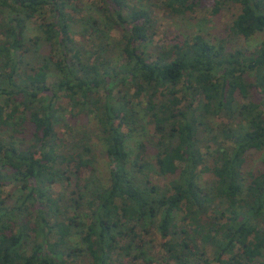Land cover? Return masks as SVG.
I'll use <instances>...</instances> for the list:
<instances>
[{"label":"trees","instance_id":"16d2710c","mask_svg":"<svg viewBox=\"0 0 264 264\" xmlns=\"http://www.w3.org/2000/svg\"><path fill=\"white\" fill-rule=\"evenodd\" d=\"M69 1L0 0V264L149 263L142 235L152 227L159 264H264V38L252 50L201 33L153 46L149 7L100 0L120 39L86 46ZM158 1L180 14L200 2ZM227 2L239 6L231 37L264 34V0H213L212 13ZM36 18L43 34L27 36ZM41 42L51 84L47 60L29 59ZM61 95L94 119L105 175L85 135L58 134Z\"/></svg>","mask_w":264,"mask_h":264},{"label":"rangeland","instance_id":"374dc122","mask_svg":"<svg viewBox=\"0 0 264 264\" xmlns=\"http://www.w3.org/2000/svg\"><path fill=\"white\" fill-rule=\"evenodd\" d=\"M132 3L143 4L150 8L153 12L155 18L154 29L155 34L153 35V46L167 44L172 45L178 41L181 37H184L186 34L191 33H201L205 37L211 39L212 41L220 40L221 38L226 40L227 45H233L236 47H242L246 49H251L264 38V34L257 33L250 39L243 38H234L231 37L228 33L229 25L231 24L232 19L234 18L236 12H238L239 6L232 2L224 3L221 6V9L218 13H212L213 0H200L198 5L193 6V10L186 11L185 13H176L170 11L166 8L161 1L158 0H130ZM69 4L74 8V11H71L75 15L76 20L72 25V30L74 32L75 39L89 46L93 41L99 43L100 46L108 49L107 43H117L120 39V34L117 28L111 27L113 21L106 19L103 16L101 11L100 0H70ZM95 21V22H93ZM40 22L38 18L32 20L29 23V29L27 31V36L39 35L43 33L37 27V24ZM94 27V28H93ZM53 54V52H52ZM34 64L41 63L43 59H46L49 64L50 75L48 77V84H51L55 81V67L51 60V49L49 45L44 42H41L36 49H32V53L29 56ZM57 116L58 120L56 122V130L63 138L73 136L76 139L79 136L85 135L90 143L94 162H92L93 168L97 176L105 175L107 168V156L105 152V144L102 138L99 136L98 127L92 119L91 116L84 114V112L77 113L76 109L72 108L70 100L67 96L61 95L57 100ZM222 119H217V121ZM227 122V120H222ZM220 122V121H219ZM230 126L237 127L240 129L239 124L241 121H237L238 124L229 121ZM145 123V129L143 132H139V138L145 137L149 138L151 136L153 126L151 124ZM26 133L27 138L31 137L30 127L26 124ZM138 135H132L130 141H127L131 149L134 146V142ZM204 142L206 143L205 134L202 135ZM138 138V139H139ZM209 142V141H208ZM213 147L210 148L212 151ZM203 151L205 149L203 148ZM213 152V151H212ZM208 162L211 163L212 159L208 156ZM260 161V153L253 152L249 157V167L250 169H255L258 166ZM89 168L80 170V173L86 174L89 172ZM150 175L153 178V182L164 186V183L167 182V178L159 176L150 171ZM213 180V176L209 172L203 174L202 180L203 183L209 185ZM11 185H7L3 190V195H7L11 190ZM8 201H11L8 198ZM142 240L144 243V248H147L148 253L152 258V262H143L135 258L130 264H159L162 253V237L161 235L152 227L148 233L142 235ZM146 251V250H145ZM144 251V252H145ZM146 251V252H147ZM142 257V253L139 254Z\"/></svg>","mask_w":264,"mask_h":264}]
</instances>
